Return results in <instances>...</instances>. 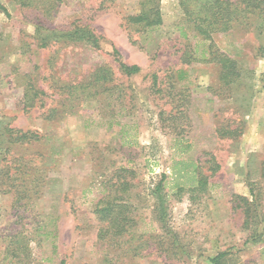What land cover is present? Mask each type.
Masks as SVG:
<instances>
[{"label":"rangeland","instance_id":"obj_1","mask_svg":"<svg viewBox=\"0 0 264 264\" xmlns=\"http://www.w3.org/2000/svg\"><path fill=\"white\" fill-rule=\"evenodd\" d=\"M142 1L0 0V264H264V15L203 40L178 0H158V27H125ZM209 44L236 60L229 84ZM114 48L140 71L122 74ZM98 67L113 78L98 98L67 99ZM196 164L213 172L204 192L188 191ZM117 169L135 222L102 241L93 211ZM26 237L16 262L7 246Z\"/></svg>","mask_w":264,"mask_h":264},{"label":"trees","instance_id":"obj_2","mask_svg":"<svg viewBox=\"0 0 264 264\" xmlns=\"http://www.w3.org/2000/svg\"><path fill=\"white\" fill-rule=\"evenodd\" d=\"M179 5L182 7L185 20L191 22V28L193 31L197 32L203 40H211L212 34L215 32L226 31L230 29L235 22L241 20L242 17L249 12L258 13L259 15H264V0H196L194 5H192L191 0H178ZM194 6V7H193ZM3 8V7H2ZM4 9V8H3ZM5 10V9H4ZM241 16V17H239ZM125 27L132 26L136 30H147L158 27L162 23V15L159 7L158 0H144L140 3V9L133 13H128L124 18ZM210 44L208 45V49ZM210 52L207 53V57L203 58V61L218 64L220 67L219 78L224 83L229 84L235 77L238 76L237 62L232 57L225 53L219 52L217 49L215 51L209 49ZM113 55L115 56V61L117 62L118 70L126 75L131 76L140 71V66L137 64H127L121 61L119 52L117 49H113ZM113 78L109 77V70L104 67H98L94 69L93 80L90 81L87 86H83L79 83H71L67 85L68 94L67 99L69 100H92L97 97V88L106 87V83L112 82ZM152 80L154 85L157 83V77L155 74L152 75ZM111 88H115L118 85H110ZM109 86V88H110ZM33 91V96L37 97L39 94H46L45 91L35 85H31ZM39 106H43V101H38ZM26 106H33L35 102L33 99H27ZM56 107H49L48 112L54 111ZM8 129V128H7ZM11 132L9 135L10 140H28L30 138L29 131H21L10 128ZM13 133L17 135L13 137ZM181 165H188L184 161H175L174 169L180 174L182 171ZM218 164H214L210 167L212 171L217 170ZM117 169L113 173V177H116L115 182L108 181L107 193L96 202L94 207V213L100 221V226L97 230V239L106 240L109 236L111 237H121L129 232L130 227L134 225V218L132 217L129 210V203L117 192H126L130 184L127 181H121L119 178V171ZM184 170V169H183ZM194 174L192 178L196 177V185L188 189L189 192L201 191L204 192L207 189L208 179L213 174L206 173L202 166L195 165L193 169ZM121 174V173H120ZM165 175H162V179ZM162 179L155 185L154 193H160L162 188ZM179 191L183 190L184 187L179 185ZM113 192V193H112ZM159 206L163 207L164 199L159 194ZM246 205H250L247 198L244 196L240 197ZM245 214L248 215V209L245 208ZM37 230V229H36ZM38 233V230L35 232ZM20 234H22L20 232ZM23 236V235H21ZM17 238L19 234H17ZM26 240V241H24ZM29 238H21L20 240L13 241L10 246H7V251L11 252V255L16 258V262L20 261V254L22 252L23 256H29L28 249ZM17 244L18 253H16V248L13 245ZM228 255V251H222L217 253L214 257L210 258L212 264H223L225 257ZM59 264H64V260H60Z\"/></svg>","mask_w":264,"mask_h":264}]
</instances>
